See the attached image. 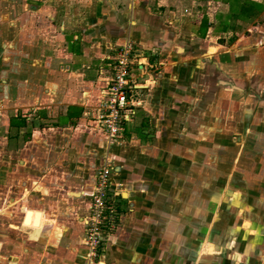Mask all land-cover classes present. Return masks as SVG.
<instances>
[{"label":"crops","instance_id":"1","mask_svg":"<svg viewBox=\"0 0 264 264\" xmlns=\"http://www.w3.org/2000/svg\"><path fill=\"white\" fill-rule=\"evenodd\" d=\"M232 3L0 0V264H88L105 157L116 218L94 264H264V0ZM127 41L141 105L108 144Z\"/></svg>","mask_w":264,"mask_h":264},{"label":"built area","instance_id":"2","mask_svg":"<svg viewBox=\"0 0 264 264\" xmlns=\"http://www.w3.org/2000/svg\"><path fill=\"white\" fill-rule=\"evenodd\" d=\"M138 59L133 44L127 41L115 52L108 65L96 117L108 144L116 140L122 132V124L129 121L141 105L142 87L132 74L133 67L139 66ZM110 180V160L105 157L102 165L96 170L89 212L85 218L83 243L88 264L96 263L95 259L104 241L105 232L114 226L116 213L111 204Z\"/></svg>","mask_w":264,"mask_h":264},{"label":"rangeland","instance_id":"3","mask_svg":"<svg viewBox=\"0 0 264 264\" xmlns=\"http://www.w3.org/2000/svg\"><path fill=\"white\" fill-rule=\"evenodd\" d=\"M239 2V0H233V3H234V5H235V8H237L238 6H237V3ZM232 3V4H233ZM246 9V8H245ZM35 213H36V211L35 210H29V212H28V215H26L24 218V225L25 226H28V227H32L34 230H39L40 228H41V219H40V222H38V224H36L35 223ZM41 218H42V216H41ZM34 223H35V225H34ZM31 231V230H30Z\"/></svg>","mask_w":264,"mask_h":264},{"label":"water","instance_id":"4","mask_svg":"<svg viewBox=\"0 0 264 264\" xmlns=\"http://www.w3.org/2000/svg\"><path fill=\"white\" fill-rule=\"evenodd\" d=\"M39 214H40L39 212H36V214H35V218H36V219H38V218H39ZM35 223H36V224H38V221H37V220H35ZM35 223H34V225H35Z\"/></svg>","mask_w":264,"mask_h":264}]
</instances>
